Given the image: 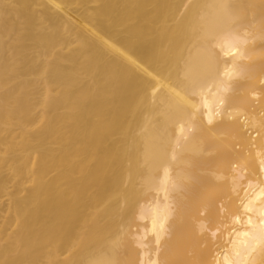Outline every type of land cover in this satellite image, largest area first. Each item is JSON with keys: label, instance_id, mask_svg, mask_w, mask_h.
Segmentation results:
<instances>
[{"label": "bare ground", "instance_id": "obj_1", "mask_svg": "<svg viewBox=\"0 0 264 264\" xmlns=\"http://www.w3.org/2000/svg\"><path fill=\"white\" fill-rule=\"evenodd\" d=\"M0 264H264V0H0Z\"/></svg>", "mask_w": 264, "mask_h": 264}]
</instances>
